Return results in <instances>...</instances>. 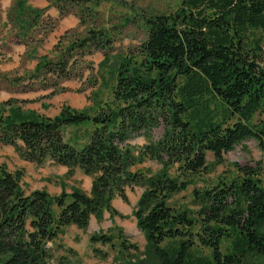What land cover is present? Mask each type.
Segmentation results:
<instances>
[{
	"label": "trees",
	"instance_id": "trees-1",
	"mask_svg": "<svg viewBox=\"0 0 264 264\" xmlns=\"http://www.w3.org/2000/svg\"><path fill=\"white\" fill-rule=\"evenodd\" d=\"M14 4L38 22L42 9ZM88 31L34 72L74 77L75 64L111 42L104 28ZM145 31L136 51L120 57L111 98L94 112L62 105L46 117L0 102V146L35 165L50 162L91 177L89 192H27L23 170L0 164V264H50L48 242L69 225L85 229L105 211L123 217L112 201L128 202L135 187L143 191L132 214L156 264H264V120L255 121L264 114V0H181L174 13L151 15ZM60 90L54 81L51 93ZM67 129L72 134L64 139ZM247 139L258 144L260 160L232 162L215 183L193 188L194 216L178 205L175 197L209 171L208 152L220 164ZM146 161L157 168L139 167ZM115 238L89 236L102 245ZM119 246L136 249L125 239Z\"/></svg>",
	"mask_w": 264,
	"mask_h": 264
},
{
	"label": "rangeland",
	"instance_id": "rangeland-1",
	"mask_svg": "<svg viewBox=\"0 0 264 264\" xmlns=\"http://www.w3.org/2000/svg\"><path fill=\"white\" fill-rule=\"evenodd\" d=\"M43 1L48 2V5L38 7L39 2ZM14 2L15 0H0V86L4 84L2 79L6 78L13 81L14 85L16 81H19V91H24V86L31 85L38 91L48 90L49 94H53L51 93L53 83L57 81V86L62 89L57 93L66 90L76 92L77 96L84 101L83 107L68 105L69 107L88 108L94 112L99 103L111 98L120 57L133 53L139 47L146 34V20L151 15L174 13L181 0H25L27 7L42 9L37 18L38 22L31 21L28 17L21 18L26 15L18 12ZM43 8L54 10L56 15L46 14L48 9L44 12ZM62 16L75 17L77 24L53 35L52 43L43 50L42 55L34 54L36 48L44 44L47 36L49 37L51 32L59 29L58 21L63 18ZM92 28L93 30L106 29L111 42L108 48L97 50L75 64L78 70L76 75L71 77L76 83L74 91L71 87L61 86L62 82L71 79H58L44 68L34 72L35 66L30 73H22L24 62L33 60L38 64L45 59L54 60L69 41L83 38ZM262 48L263 53L264 40ZM105 55L106 61H104ZM29 56L34 58L30 59ZM262 57L264 58V54ZM13 60L18 61L17 66L12 65ZM4 65H8V69L3 70ZM20 72L21 75H19ZM12 100L14 102L11 107H14L16 99ZM258 120H264V114L256 115L255 121ZM162 131L163 125L154 129V136H160ZM71 134L72 130H65L64 139ZM79 134H81L80 131ZM143 141L142 137L136 139L137 143L142 144ZM261 158L262 152L252 139L243 140L232 150L223 153L220 164H213L214 156L208 152L206 159L211 164L209 171L195 177V185H190L187 190L178 194L175 201L180 207L191 210L194 216L199 205L193 200V188H202L206 184L215 183L222 174L233 169L232 162H237L240 166H253L255 161ZM0 164L10 171L16 168L23 170L22 186L27 192L33 189H45L50 195H55L61 190L69 192L71 188L89 192L91 187V177L79 169L74 168L70 174H67V168L61 165L50 162L35 165L20 159L8 145L0 146ZM139 167L155 170L157 164L146 161ZM142 191V187L128 190V202H123L120 198L113 199L112 205L123 217L111 216L105 211L101 218L91 217L85 229H77L73 225L65 227L56 240L47 243L50 264H156V258L150 254L144 233L137 227L132 214ZM53 211L55 212L54 209ZM97 231L117 235L113 245L91 243L89 236ZM122 239L134 244L136 249L120 247ZM174 243L176 241L166 240L164 245ZM203 253L208 254V250L204 249Z\"/></svg>",
	"mask_w": 264,
	"mask_h": 264
},
{
	"label": "crops",
	"instance_id": "crops-1",
	"mask_svg": "<svg viewBox=\"0 0 264 264\" xmlns=\"http://www.w3.org/2000/svg\"><path fill=\"white\" fill-rule=\"evenodd\" d=\"M47 5H48V2L43 1V2H39L38 7H45ZM45 9L46 8H43V11ZM45 13L50 16L56 15L55 14L56 12L51 9H48ZM62 17L63 18L59 19L58 21L60 22V26L58 27L59 29L51 32L49 37L47 36L44 44H41L40 47L36 48V52H33L34 54L42 55L44 53L43 50L46 49L48 46H50V44L52 43V40L54 38L53 35H57L58 33H60L61 30H64V28H68V27H71L77 24V19L75 17H69V18H66V16L65 17L62 16ZM29 57L30 59L34 58V56H29ZM24 63H25L24 67L21 69L23 71L22 73H27V72L30 73L36 66L35 65L36 61H33V60H28ZM12 65L17 66L18 61L13 60ZM8 67H9L8 65H4L3 70L8 69ZM19 75H21V72L19 73ZM2 81L4 82V84L2 87L0 86V101L2 100L5 101L8 99H11V100L16 99L15 101L16 106H18L24 113L34 112L35 114H38V115L52 117L58 113L60 107L63 104L69 105L72 107H83V104H84L83 99L77 96L76 92H70L66 90V91H61L58 93L56 92L53 94H49L48 90L38 91V89H35V87H32L31 85L24 86L25 87L23 89L24 91H19L20 90L18 87L19 81H16V85H14L15 83L13 81H10L6 78L2 79ZM23 84L25 85L26 83H23ZM61 86L71 87V89L73 88V91H74V87L76 86V83L75 81L71 79V80L62 82ZM69 226H72V225H69Z\"/></svg>",
	"mask_w": 264,
	"mask_h": 264
}]
</instances>
